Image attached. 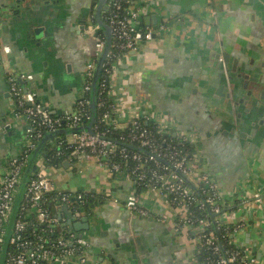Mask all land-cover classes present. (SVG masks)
I'll list each match as a JSON object with an SVG mask.
<instances>
[{"label": "crops", "instance_id": "crops-1", "mask_svg": "<svg viewBox=\"0 0 264 264\" xmlns=\"http://www.w3.org/2000/svg\"><path fill=\"white\" fill-rule=\"evenodd\" d=\"M100 1L0 0V171L23 153L29 127L8 73L32 75L29 88L53 116L75 113L96 56L98 32L90 28ZM140 6L142 25L158 32L114 65L108 98L115 124L124 128L141 116L188 137L199 168L224 196L239 197L224 216L247 221L234 245L264 264V0H140ZM49 173L58 189L96 198L82 215L90 229L76 232L90 245L87 264H204L198 242L175 230L184 211L157 192L139 191L126 173L79 161ZM134 193L150 217L128 211Z\"/></svg>", "mask_w": 264, "mask_h": 264}, {"label": "built area", "instance_id": "built-area-1", "mask_svg": "<svg viewBox=\"0 0 264 264\" xmlns=\"http://www.w3.org/2000/svg\"><path fill=\"white\" fill-rule=\"evenodd\" d=\"M144 9L140 6V0H109L106 6V13L103 21L111 28V48L107 59L103 64V73L100 80V93L107 94L98 104L105 109L102 115V122L108 126L117 127L114 121L115 106L110 102V78L115 63L124 55L135 52L138 47L157 36L158 30L153 27L142 25ZM94 24L90 29L98 32L100 29ZM106 47V37H96V56L88 64L83 78V94L77 101L76 111L72 114H65L62 117L53 116L50 111L37 99L36 94L29 88L33 83L32 75H17L9 72L7 83L10 94L18 110V115L29 121L26 133V146L23 153L11 160L8 166L0 171V259L3 245L6 240L8 227L12 218L14 202L17 197L24 173L30 160V156L36 149L38 143L46 134L54 133L62 129H73L82 127L85 124L84 118H90L85 108L90 105V94L95 76L98 61ZM9 54L10 49L5 48ZM219 62L225 68L224 58L220 55ZM231 93L230 85L228 84ZM148 119L138 116L130 121L127 126L133 127L132 134L128 140L130 143H138L140 149L148 152L143 158L139 153L128 155L125 149H121L122 156L126 159L130 156L134 161L144 162L158 161L159 169L151 171L149 177L144 174L143 163L136 169H126L123 164H108L110 156L118 149L114 142L103 138L94 132L71 134L66 140L59 141L55 147L59 148L66 143L74 149L73 155L79 162H94L100 166L108 167L112 175L126 173L137 183L150 182L146 189L159 193L170 207L176 211H184V214L177 213L174 227L177 233L187 234L198 242V247L209 246L215 255V264H259L257 257L251 249H240V253L225 251L221 245L216 244L217 230L213 226L218 224L233 225L234 234L246 229L247 221L231 223L227 216L231 208H237L233 204L239 197L237 194L224 196L218 186L212 182L207 175L199 168V161L193 155L194 145L186 136L178 135L171 126H161L160 133L166 136L174 135L183 142H163L165 148L158 145L149 131L141 125V120ZM125 126V127H127ZM184 142L192 145V155L184 153L180 146ZM70 163H72L70 161ZM35 169L30 173L29 181L26 184L20 209L14 221L12 233L9 240L4 264H87L91 257L90 245L86 238L79 233L72 231L64 224L62 208L70 209L73 201L84 203V195H73L69 192L58 189L49 173L55 167H49L46 159L38 158L35 162ZM189 180L197 190L187 184ZM202 188V192H200ZM199 194L202 199L197 195ZM111 197V195H108ZM255 197L260 205H263V196L256 194ZM117 202L116 199H114ZM128 211L142 217H150L151 213L141 206L136 193L129 195L125 203ZM197 206L205 209L213 218V222L201 221L195 226V221L189 218L190 206ZM239 209V208H238ZM77 212V211H75ZM33 216V219L29 217ZM35 221L36 227L30 228L28 221ZM208 228L211 231L207 233ZM237 248V247H236ZM204 264H211L206 261Z\"/></svg>", "mask_w": 264, "mask_h": 264}, {"label": "trees", "instance_id": "trees-1", "mask_svg": "<svg viewBox=\"0 0 264 264\" xmlns=\"http://www.w3.org/2000/svg\"><path fill=\"white\" fill-rule=\"evenodd\" d=\"M105 13H106V10L104 11L103 16L105 15ZM96 35L105 37V34L103 33V30L101 29L98 30V33ZM105 97H107V94L105 93L102 94L100 93V91L98 92L97 108H96L97 114H96V121L94 124V132L100 136H103V138L114 142L116 147L118 148L116 152L110 156V159L107 161L108 164H113V163L123 164L124 167L126 169H129L130 171V169H136L137 167H139V165L143 163L144 167L140 171H143V173L147 174L148 178H150L149 174L151 173V171L155 169H159L158 166L162 162L160 161H158L159 163H157L156 161L144 162L145 160L141 162H137V161H134L130 156H128V158L126 159L122 156V154L120 153L121 149H125L128 155H131L133 153H139L141 156H143V158H145L148 155V152L145 151L144 149H140L138 143H130L128 141L132 134L133 127L127 126L124 128H115L113 126H108V124L105 122H102L101 119H102V115L105 112V109L100 108L98 104ZM85 111L90 117L91 116L90 105L86 106ZM89 120L90 118L83 119L85 124H88ZM141 125L144 129L149 131L150 135L155 139L156 143L160 145L163 149L165 148L164 146L165 143L163 144L164 141H166V143L173 142L176 144L179 142H183L182 140H180L178 137H175L174 135L166 136L165 134H161L159 125H156L154 122H150V121L142 119ZM62 140L64 141L66 140V135H61V134L57 135L52 140L48 141L44 145L43 149L41 150L40 153H42V156L46 159L47 166L58 168L60 166H63L64 163L67 161L68 162L71 161L72 163L76 161L73 155L74 149L72 147L68 146L66 143H64V145L59 148L55 147V144ZM180 149H182L183 152L188 154L189 156L192 155L193 148L191 144L184 142V144L180 146ZM137 184H138V190L140 191V190H145L147 186L150 185V182L146 181V182L137 183ZM187 184L191 186L189 183ZM200 192H202V188H200ZM199 194L197 195L202 199V197ZM83 195H84V203L81 204L78 201H73L72 204L70 205V211L75 212L81 209L82 211L86 212L92 208L96 198L90 194L88 195L83 194ZM19 209L20 208H18V211ZM189 211H190L189 218L195 221L196 227L200 225L201 221H209V222L214 221L211 215L205 209H199V207L192 205L190 206ZM30 218L33 219V216L31 215L29 219ZM63 220H64L65 226L69 228L70 226L67 224V221L64 217H63ZM28 222L30 223V228L34 227L40 230L43 229L42 226L36 227L35 221L31 220ZM213 227L214 228L212 229L218 228V230L216 231L217 232L216 244L221 245L225 251H234V252L240 253L241 250L236 248V246L233 243V237H234L233 225H222V224L219 225L218 224L216 227L215 226ZM72 231L74 230L72 229ZM210 231H211V228H208L207 233H209ZM12 250H13L12 247H8V251H12ZM199 252H200V257L203 260V263H206V261H209L211 262V264H215L216 257L213 254L211 247L201 246L199 248Z\"/></svg>", "mask_w": 264, "mask_h": 264}, {"label": "water", "instance_id": "water-1", "mask_svg": "<svg viewBox=\"0 0 264 264\" xmlns=\"http://www.w3.org/2000/svg\"><path fill=\"white\" fill-rule=\"evenodd\" d=\"M108 1L109 0H101L100 1L99 5L97 7L96 17L94 19L96 26H98L101 30H103V33L105 34L106 47H105V49H104V51H103V53H102V55L98 61L96 71H95V76H94L93 83H92V90H91V94H90L91 116H90L89 123L82 126V127L73 128V129H62V130H59V131L54 132V133L46 134L44 136V138L39 142L38 146L36 147L35 151L33 152V154L30 157L29 163H28L27 168H26L25 173H24V178L22 180V183L20 185L17 197H16L15 202H14V207H13V211H12V218H11V221H10V224L8 227L6 240H5V243L3 245L0 264L5 263V258H6V254H7L8 247H9V240H10V236L12 233L14 220L17 216L19 203H20V201L23 197V194L25 192V187L29 181L30 173L36 168L35 167L36 159L39 156L44 145L48 141L52 140L55 136L60 135V134L68 136V135L75 134V133H77V134H81V133L92 134L93 133V128H94V124L96 121V114H97L96 113L97 97H98V92H99L100 79H101V76L103 73V64L105 63V61L107 59V55L110 51L111 44H112L111 28L102 19V11L106 8ZM228 84L231 87V84L229 81H228ZM228 90H229V88H228ZM228 98H230L232 101L234 100L230 91L228 93ZM186 181H187V183H189L191 185V187L194 190H197V188L189 180L186 179ZM62 209L65 212L67 224L75 232H80L83 230L88 231L90 229L89 218L88 217H82V215H84V212L81 209L77 210V212H72V211L68 212L67 211L68 208L66 206H64Z\"/></svg>", "mask_w": 264, "mask_h": 264}]
</instances>
